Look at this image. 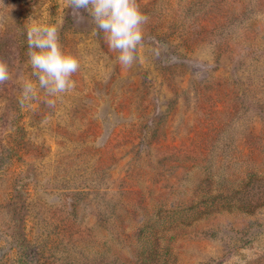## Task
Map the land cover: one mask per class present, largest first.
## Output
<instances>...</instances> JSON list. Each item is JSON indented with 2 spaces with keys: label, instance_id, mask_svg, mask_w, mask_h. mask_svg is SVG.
Masks as SVG:
<instances>
[{
  "label": "rangeland",
  "instance_id": "374dc122",
  "mask_svg": "<svg viewBox=\"0 0 264 264\" xmlns=\"http://www.w3.org/2000/svg\"><path fill=\"white\" fill-rule=\"evenodd\" d=\"M68 2L0 0V264H264V0H137L130 67ZM61 19L53 96L27 32Z\"/></svg>",
  "mask_w": 264,
  "mask_h": 264
},
{
  "label": "clouds",
  "instance_id": "9594fccd",
  "mask_svg": "<svg viewBox=\"0 0 264 264\" xmlns=\"http://www.w3.org/2000/svg\"><path fill=\"white\" fill-rule=\"evenodd\" d=\"M76 22L83 21L80 9H86L98 30L104 33L110 49L117 51L120 64L130 67L143 40V25L148 17L141 11L137 0H69ZM63 19L55 23L33 21L28 28L30 64L39 85L50 95L70 92L76 82L72 75L80 68L74 55L65 52L59 43V31ZM10 79L9 66L0 60V83ZM35 93L34 85H24V97ZM54 103V101H49Z\"/></svg>",
  "mask_w": 264,
  "mask_h": 264
},
{
  "label": "trees",
  "instance_id": "16d2710c",
  "mask_svg": "<svg viewBox=\"0 0 264 264\" xmlns=\"http://www.w3.org/2000/svg\"><path fill=\"white\" fill-rule=\"evenodd\" d=\"M160 259H161V262H159L158 264H168L167 262H165L168 260V258H166V256H165V254H158V260H160Z\"/></svg>",
  "mask_w": 264,
  "mask_h": 264
}]
</instances>
